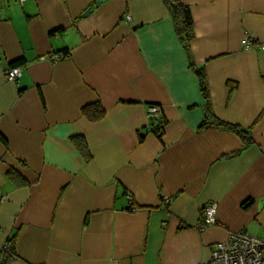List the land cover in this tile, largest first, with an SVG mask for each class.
Here are the masks:
<instances>
[{"label":"crops","instance_id":"1","mask_svg":"<svg viewBox=\"0 0 264 264\" xmlns=\"http://www.w3.org/2000/svg\"><path fill=\"white\" fill-rule=\"evenodd\" d=\"M178 1L193 21L187 52L163 0H0V247L13 252L0 264H219L213 246L230 233L264 240V0ZM191 63L213 116L249 146L200 129ZM96 103L104 115L89 121ZM211 202L216 224L200 228Z\"/></svg>","mask_w":264,"mask_h":264},{"label":"built area","instance_id":"2","mask_svg":"<svg viewBox=\"0 0 264 264\" xmlns=\"http://www.w3.org/2000/svg\"><path fill=\"white\" fill-rule=\"evenodd\" d=\"M22 1V0H19ZM130 20L129 17L126 19ZM246 47L251 46V40L248 36L244 39ZM258 49L264 50V45H257ZM61 56H54V60L62 59ZM21 73L20 67L6 68L3 74L6 80L15 82ZM161 107L156 104L146 106V117L149 122V128L156 127L161 119ZM130 200L131 198L128 197ZM5 197L0 193V205L4 202ZM161 202L168 205L170 200L167 197H162ZM132 212L136 208L131 209ZM217 204L214 202L206 204L200 213L198 226L205 228L216 224ZM9 245L0 247V253H8ZM15 258V256H14ZM211 260L219 264H264V240L259 239L244 231L230 233L226 240L214 244L211 252Z\"/></svg>","mask_w":264,"mask_h":264},{"label":"trees","instance_id":"3","mask_svg":"<svg viewBox=\"0 0 264 264\" xmlns=\"http://www.w3.org/2000/svg\"><path fill=\"white\" fill-rule=\"evenodd\" d=\"M163 4L165 5L169 13L175 34L177 38L179 39L183 49L186 50L187 52L189 48V43L194 38L193 21H192L190 12H189V8L183 5L178 0H163ZM66 57H67V52L63 54L62 59H65ZM22 64H23L22 60H16L10 63L8 67L13 68V67L20 66ZM190 66L194 70V73L199 82L201 94L206 101L205 120L200 125V129L213 126L217 129L229 131L237 135L241 139L244 148L249 146L252 143L251 139L247 136V134L243 130H241L237 126L222 122L213 116L208 106V88H207V83H206L203 70L200 68H196L193 65V63H191ZM82 114L89 121H98L103 117L104 110L101 108L100 104L96 103L94 105L84 107L82 109ZM158 127L159 125L156 126V130L158 129ZM71 141L73 142V145L75 146L77 151L80 153V155L85 159V161H89L91 156H90V153L88 151V148L84 140L81 137H72ZM239 153L240 152H237L236 154H239ZM8 176H9V179L12 182H15L18 186L23 185V183H19L18 176L14 172H9ZM5 254L12 257L13 255L12 243L9 246L8 253H5Z\"/></svg>","mask_w":264,"mask_h":264},{"label":"water","instance_id":"4","mask_svg":"<svg viewBox=\"0 0 264 264\" xmlns=\"http://www.w3.org/2000/svg\"><path fill=\"white\" fill-rule=\"evenodd\" d=\"M105 1H107V0H96V4H100V3H103V2H105ZM91 11H92V8L87 9V10L83 13L82 17H86L88 14L91 13ZM143 133H144V132H142V134H143Z\"/></svg>","mask_w":264,"mask_h":264}]
</instances>
